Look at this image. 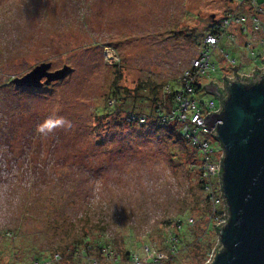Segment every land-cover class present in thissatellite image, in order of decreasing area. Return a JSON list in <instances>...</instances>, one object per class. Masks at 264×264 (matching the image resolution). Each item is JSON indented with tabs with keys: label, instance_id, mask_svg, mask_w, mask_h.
Masks as SVG:
<instances>
[{
	"label": "rangeland",
	"instance_id": "1",
	"mask_svg": "<svg viewBox=\"0 0 264 264\" xmlns=\"http://www.w3.org/2000/svg\"><path fill=\"white\" fill-rule=\"evenodd\" d=\"M228 11L252 13L239 0H0V251L8 252V264L14 260L8 243L22 250L20 257L32 247L26 264H114L59 259L86 228L103 229L140 253L138 240L165 259L157 264H196L187 249L190 232L174 255L163 235L169 220L197 221L204 209L192 146L177 137V120L167 128L157 123L149 101L136 104L128 121L130 113L111 110L109 95L116 86L135 94L144 83L178 90L202 38ZM260 25L264 31V14ZM246 26L243 32L233 25L235 41H221L213 53L217 70L198 78V103L218 106L204 85L233 75L225 54L241 74L264 65L263 33ZM42 62L51 71L63 65L71 71L41 87L11 82ZM167 103L160 110L171 109ZM53 113L71 126L39 134L36 126ZM198 136L214 147L210 160L218 158L222 150L212 135L200 129ZM208 218L206 211L204 223ZM153 251L141 253L140 264Z\"/></svg>",
	"mask_w": 264,
	"mask_h": 264
},
{
	"label": "water",
	"instance_id": "2",
	"mask_svg": "<svg viewBox=\"0 0 264 264\" xmlns=\"http://www.w3.org/2000/svg\"><path fill=\"white\" fill-rule=\"evenodd\" d=\"M70 71L68 65L51 71L50 63L42 62L11 82L41 87ZM204 88L219 104L203 122L222 150L220 185L227 211L225 223L216 225L220 246L208 264H264V67H255L253 75L233 69V78L223 76V88L213 82Z\"/></svg>",
	"mask_w": 264,
	"mask_h": 264
},
{
	"label": "trees",
	"instance_id": "3",
	"mask_svg": "<svg viewBox=\"0 0 264 264\" xmlns=\"http://www.w3.org/2000/svg\"><path fill=\"white\" fill-rule=\"evenodd\" d=\"M213 25H211L212 28ZM211 30V29H210ZM191 32L194 31V29L190 30ZM236 68V67H235ZM233 68V69H235ZM225 80V79H224ZM198 81V80H197ZM179 86L181 87V83L179 81ZM200 87L199 82H196L194 85V93L196 89ZM163 87L161 85L157 84H138L135 88L134 91L138 94H131L126 88H122L121 90L116 86L114 89L111 90L109 98L113 102L111 104V110L120 108L121 110L130 113V111H134L137 109L138 106L136 104L140 105L141 108V103L143 102H148L149 101V106L152 112L155 114L157 118V123L162 124L163 126L168 123V119L161 121V118H164V116L167 115L168 112L175 110L177 107V101L175 100L176 94L179 92L178 90L171 91L169 86H166V90H163L161 92ZM145 93V94H144ZM147 93V94H146ZM161 93V94H160ZM163 97V98H162ZM168 101V105L170 104L171 109H166L164 108L161 109V105H163V102ZM122 107V108H121ZM160 107V108H159ZM143 113V112H141ZM136 114V113H132ZM143 115V114H140ZM152 115V117H155ZM164 127L167 128L165 125ZM181 124L179 125L178 129H175L177 132V137L179 139L183 140L186 142V144L189 146H192V149L194 150L193 153H195V158L193 159L192 166L195 167L197 173H198V180H199V188L201 191H204V181L200 176L199 170H198V164L200 162V159L198 157V151L196 152V147L193 146L190 142L189 139L185 138L181 133ZM180 130V131H178ZM219 148V147H218ZM196 149V150H195ZM203 199V210L202 213H200L197 218V221H194V219L189 218L186 220L183 219H175V220H169L168 222L165 223V225H170L169 227L171 228L169 235H166L163 233L164 237L168 236L169 238V254L174 255L175 252L177 251L178 247L182 244L181 241L185 235V233L190 232L191 235L193 236V239L188 242L187 244V249L188 252H194L192 259L196 260V264H205L206 260L208 259L209 255L214 252L218 247L215 245L212 241V236L218 239L217 237V228L216 226H213L208 218V220L204 223L203 216H205L206 211H208V217L210 213V205L208 201L205 198ZM205 225V228H204ZM101 229V228H99ZM103 230V229H102ZM101 230H93L86 228V230H82L78 237L75 239H72L71 242L68 244H65L60 250V253H58V256L60 257L59 259H76L79 258H87L89 259L88 262L90 263L91 259H97L98 261L100 260H106V261H112L114 264H118L121 262H130L134 264V256H136L137 260L139 263H141L142 259L140 257L141 253H148V251H153L150 247L148 246H143L142 243H140L138 240L136 242L138 243L137 248H139L140 253L135 252L132 249H129L128 247H125L124 245L121 246L118 244V242L115 240V238L108 237L104 234V232ZM207 231L210 234H207ZM208 235L206 238L204 236ZM9 241L13 239L12 235L10 234L9 236ZM167 240V239H166ZM9 247L11 249V252L13 253V264H23L26 262V260H30L31 256L26 255V251H28L30 248L29 246H25V251L23 252V256H17L20 250L15 249V247H10V244H6V247ZM147 249V251H146ZM6 251H0V264H8L9 258L4 257L7 253ZM155 253V251H153ZM12 256V254H10ZM9 255V256H10ZM50 258L52 257L53 254H50ZM8 256V257H9ZM195 258V259H194ZM36 261L38 258H35ZM6 260V261H5ZM28 260V261H29ZM149 261H146V263L150 264H157L162 262L163 258L159 259H148ZM27 261V262H28ZM46 260H43L39 264H44ZM26 262V263H27ZM24 263V264H26ZM34 263V261H33ZM46 263V262H45Z\"/></svg>",
	"mask_w": 264,
	"mask_h": 264
},
{
	"label": "built area",
	"instance_id": "4",
	"mask_svg": "<svg viewBox=\"0 0 264 264\" xmlns=\"http://www.w3.org/2000/svg\"><path fill=\"white\" fill-rule=\"evenodd\" d=\"M239 1L247 3L248 7L252 10V13L248 15V13L244 12L228 11L224 16L213 23L211 30L202 38L197 54L190 60L189 66L184 69L181 74V87L175 96V100L177 101L176 109L168 112L164 118H161V121L166 119H168V121L172 119L177 120L182 126L181 134L190 140L191 144L196 147L199 153L200 162L198 164V170L204 181L203 192L210 205L209 220L212 225L214 224L213 226H216L220 221H224L225 223L227 216L226 205L221 193L220 185L221 168L219 166V159L222 151L219 150L218 158L210 160L209 154L214 152V147L210 146L207 141L202 140L198 136V131L201 129L203 132L210 134L211 131L206 129L203 118L210 111L213 112L218 110L219 104L217 103L218 106L215 105L213 100L198 103L193 97L194 85L198 82L197 80L199 77L216 72L217 66L211 60V57L221 41H235V34L230 30L233 25L237 24L241 31L247 32L248 29L246 23L249 21L253 31H262L263 38L261 43L264 44V31L260 28V15L264 14V12L259 6V0ZM220 51L222 52L221 49ZM250 54L251 56L254 55L253 52H250ZM225 58L230 66H234V68L236 67V62L233 58L228 59L226 54ZM262 67H264V65L256 68ZM235 70L237 74H241L237 72V67ZM253 71L242 74L253 75ZM227 77L233 78V75ZM218 87L223 88V82L221 85L218 84ZM133 115L130 114L128 116V121L133 120ZM144 118V115H140V119ZM218 147L220 148L219 143ZM213 253L214 252L209 255L205 264H208L211 261ZM151 258L159 259L162 257L157 256V253H153ZM134 264H140L136 257L134 258Z\"/></svg>",
	"mask_w": 264,
	"mask_h": 264
},
{
	"label": "clouds",
	"instance_id": "5",
	"mask_svg": "<svg viewBox=\"0 0 264 264\" xmlns=\"http://www.w3.org/2000/svg\"><path fill=\"white\" fill-rule=\"evenodd\" d=\"M71 126V121L55 113L45 118L36 126V131L41 135H51L58 128H67Z\"/></svg>",
	"mask_w": 264,
	"mask_h": 264
},
{
	"label": "crops",
	"instance_id": "6",
	"mask_svg": "<svg viewBox=\"0 0 264 264\" xmlns=\"http://www.w3.org/2000/svg\"><path fill=\"white\" fill-rule=\"evenodd\" d=\"M213 83H215L218 86V83L217 82H213Z\"/></svg>",
	"mask_w": 264,
	"mask_h": 264
},
{
	"label": "bare ground",
	"instance_id": "7",
	"mask_svg": "<svg viewBox=\"0 0 264 264\" xmlns=\"http://www.w3.org/2000/svg\"><path fill=\"white\" fill-rule=\"evenodd\" d=\"M151 255V254H150ZM164 259V258H163Z\"/></svg>",
	"mask_w": 264,
	"mask_h": 264
}]
</instances>
